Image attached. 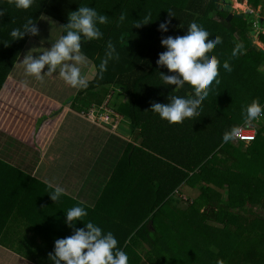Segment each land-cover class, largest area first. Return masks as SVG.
<instances>
[{"label":"trees","instance_id":"trees-1","mask_svg":"<svg viewBox=\"0 0 264 264\" xmlns=\"http://www.w3.org/2000/svg\"><path fill=\"white\" fill-rule=\"evenodd\" d=\"M247 2L253 10L264 6V0ZM81 4L105 14L111 28L102 29L107 37L101 51H86L83 44L82 52L93 60L95 74L86 78V88L77 89L65 102L83 117L104 104L127 120L135 132L134 141L140 140L131 143V153L128 155L129 149L114 165L93 207L85 208L88 215L83 220L111 231L117 247L127 253L128 264H264V118L249 124L256 131L251 143L223 140L225 132L245 125L241 116L244 105L254 98L264 104V55L250 49L246 38L252 27L244 16L225 21V14L212 0H34L27 10L0 0V89L28 36L11 41L9 31L29 16L36 22L41 13L64 25L68 12ZM168 10L174 17L169 18L168 31L161 33L157 25ZM144 15H150L153 22L132 27ZM193 20L210 35L221 37V43L209 51L221 63L228 60L231 71L218 65L219 83L210 85L201 111L169 124L149 110L150 104L167 102V95L193 92L187 83L179 89L163 85L158 72L167 69L155 63L164 50L159 41L168 35H183ZM119 33L124 35L119 38ZM108 41L119 58L109 60L103 75L98 76L96 65L104 57ZM236 44L241 49L231 57ZM96 88L103 90L104 102L94 103ZM114 95L115 102L111 101ZM181 187L196 193L186 207L178 209L174 193ZM6 199L10 198L0 199V208ZM71 202L70 207L80 205ZM28 206L24 204L21 212L14 210V218L19 215L16 225L1 221L5 234L0 240L6 257L50 264L47 254L54 240L70 235L71 230L61 218L49 224L55 226V233L35 230L37 223L29 218L34 210ZM76 227L82 224L77 222ZM36 237L41 241L37 246Z\"/></svg>","mask_w":264,"mask_h":264},{"label":"crops","instance_id":"crops-1","mask_svg":"<svg viewBox=\"0 0 264 264\" xmlns=\"http://www.w3.org/2000/svg\"><path fill=\"white\" fill-rule=\"evenodd\" d=\"M235 2L240 3L238 0ZM234 11L243 13L242 10L236 8ZM247 11L257 14L254 18L255 31L258 33L256 40L260 45H264L260 40L264 30H257L263 27L258 21L260 8H256L255 11L253 10L254 12L250 9ZM41 15L48 19H39ZM43 22L52 27L57 38L63 33V29L58 28L62 26L59 21L53 20L43 13L39 15L35 22L39 30L38 35L27 36L7 75L15 81L14 87L21 91L11 99V94L5 98L0 97V199L10 198L6 199L0 208V237L5 234V227L1 226V221L16 225L19 222L18 219L16 220L19 215L14 218V210L17 209L21 212L24 204H29L28 207L34 210L29 218L32 222L37 223L35 230H52L54 233L57 229L55 226L50 228L49 224L56 220L59 221L60 218L63 221V212L70 208L71 201L80 203L86 209L92 208L101 189L109 180L114 165L123 158L129 149L128 155L131 153L133 149L130 146L131 143L140 142L139 139L134 141L135 135L129 129L128 123L124 125L122 119H115L112 116L113 120L111 121L116 124L113 128L103 124L97 118L96 121L88 119L73 111L70 103L65 102L68 96H63L62 92L55 90L54 81L60 79L55 73L46 75L42 80L37 81L23 75L21 70L18 71V66L22 65L17 63L23 56L27 45L31 43L34 48L38 47L44 28ZM104 24L107 25V23ZM104 24L98 25L101 32L103 28H111ZM106 34H104L105 38ZM104 37L102 35L99 39L82 42L81 51L83 44V49L85 48L86 51H101L104 48ZM88 60L89 63L84 66L82 74L85 79L92 78L95 74L93 60L89 58ZM48 82L53 83V87ZM63 84L64 90L69 89L72 93L76 90ZM93 92L92 99L97 104L103 99L104 92L102 89L99 91L98 88ZM99 107L94 110L96 115H99L97 113ZM12 145H25L37 155L36 160L33 161L36 170L34 174L28 172V169H18L17 167V170L13 169L17 166H14L13 163L19 159V149L12 148ZM38 158L39 162H37ZM18 170H24L22 171L23 178L16 175L15 172ZM84 183L87 186L85 185L84 190L80 193ZM56 185L63 187L65 192L58 201L53 202L47 193ZM91 190L94 191L92 198H90ZM35 194L37 196L32 197ZM30 197L33 199L24 200ZM9 203L10 205L7 207ZM36 240L38 243L39 238L36 237ZM4 247L0 240V264H8V261L9 264H13L11 262L13 257H6L7 251L4 250ZM17 262L37 264L31 260H26V263L24 261Z\"/></svg>","mask_w":264,"mask_h":264},{"label":"clouds","instance_id":"clouds-1","mask_svg":"<svg viewBox=\"0 0 264 264\" xmlns=\"http://www.w3.org/2000/svg\"><path fill=\"white\" fill-rule=\"evenodd\" d=\"M33 2L34 0H9L12 7L19 10L29 9ZM171 17H174V14L168 10L166 18L157 25L159 32L168 31ZM39 19L47 20L48 17L41 15ZM107 20L108 17L98 13L94 7L81 4L76 10L68 12L67 23L58 27L63 29V33L51 42L49 47L29 49L17 64L22 65L26 77L37 81L55 73L69 87L86 88L88 81L82 75V69L89 60L81 51V44L101 38L103 34L98 25L106 23ZM151 22L153 21L150 15H144L136 20L132 27ZM38 32L35 21L29 16L22 25L13 27L8 35L11 41H15L24 38L26 34L37 36ZM159 43L164 50L158 53L155 63L157 67L167 69V72H158L163 85L179 89L187 83L192 86L193 94L167 95V102H153L149 110L161 120L176 124L201 111V101L208 97L210 85L214 81L219 83L216 79L218 65L225 71H231V66L228 60L221 63L209 51L221 43V37L210 35L208 30L195 20L188 23L183 35H168L161 38ZM35 49L39 51H34ZM240 49L241 45L236 44L231 51V57H235ZM118 58L115 47L108 41L104 57L96 65V74L102 76L109 60ZM241 116L245 124L264 118V104L256 98L252 99L242 107ZM237 132L238 127L234 126L225 132L223 140L228 141ZM64 192L63 187L56 185L47 195L55 202ZM63 215V224L71 230V234L54 240L53 248L47 254L50 264H128L127 253L117 247V240L111 231H102L101 227L91 220H83L88 215L84 207L74 205L63 212ZM77 222L81 223L82 227H76Z\"/></svg>","mask_w":264,"mask_h":264},{"label":"rangeland","instance_id":"rangeland-1","mask_svg":"<svg viewBox=\"0 0 264 264\" xmlns=\"http://www.w3.org/2000/svg\"><path fill=\"white\" fill-rule=\"evenodd\" d=\"M239 1V0H238ZM246 4V5H245ZM234 8H236L237 10H242V12H243V16H244V19H246V20H244L245 21V23L247 24V26H249V27H252L253 29H256L255 28V21H254V18H255V16L257 15H255V14H251L249 11H247L248 9H250L252 12H254L253 11V7L250 5V4H248V2H246L245 3V0H242L241 1V3H237V2H235L234 3ZM236 12V11H235ZM217 15L216 14H213L212 15V18H214V19H217ZM234 18V17H233ZM233 21L234 22H239L240 23V25L242 26L243 24L245 25V23L242 21V20H234L233 19ZM43 24H44V28H43V32L41 33V35H40V37H41V39H40V42H39V45H38V47L37 48H40V47H43V48H47V47H49L50 46V43L51 42H53V41H55V39H57V34H56V32L52 29V27H50V26H48L45 22H43ZM110 25V23L108 22V24L106 25V24H104V26H109ZM263 27L262 28H264V23H263V25H262ZM122 35H124L123 33H119V38H121V36ZM264 38H263V36H261L260 37V40L261 41H264L263 40ZM34 40V39H33ZM126 43V41L124 40L123 42H122V44H125ZM30 48H34V46H31V43L30 44H28L27 45V47H26V49L24 50L25 52H24V54L30 49ZM34 51H39V49H35ZM23 54V55H24ZM37 53H34V55H36ZM21 57V56H20ZM20 57H19V59H20ZM23 58V56L21 57V59ZM15 68V67H14ZM20 70H21V73L24 75V73H23V67L22 66H18V71L20 72ZM84 73V70L82 69V74ZM11 75V74H10ZM55 83H54V87H55V90L57 91V92H62V94H63V96H69L70 98H72L73 97V93H76V90H74L73 91V93L71 92V91H69V89L68 90H64V88H63V86H62V84L64 83L61 79H57V80H55L54 81ZM14 83V84H13ZM51 86L53 85V83H51V82H48ZM65 84V83H64ZM63 84V85H64ZM15 86V81L14 80H12V78H11V76H6V79L4 80V82H3V84H2V86H1V89H0V97H8L9 96V94H11V97H10V99L13 97V96H15L16 95V93L17 92H20L21 91V89H17V88H15L14 87ZM53 87V86H52ZM49 89V88H48ZM50 90V89H49ZM59 90V91H58ZM115 99H116V95H114V97H113V99L111 100V101H114L115 102ZM82 117H83V115H82ZM84 117L85 118H87V116L84 114ZM102 119L103 120H105L103 117H102ZM92 120H95L96 121V117H92ZM122 122H124V125H126L127 123H128V121L126 120L125 121V119H122ZM126 122V123H125ZM120 126H122V125H120ZM134 135H135V132L133 133ZM10 138V137H9ZM13 139H16V138H13ZM27 142V141H26ZM28 143V142H27ZM12 148H15V149H19V159L17 160V164L16 163H13V165L15 166V165H17V166H15V168H13L14 170H17V168L18 169H28V172H32L33 174L35 173V169H34V166H33V161H35L36 160V158H37V155L36 154H34L31 150H29L28 148H27V146H25V145H12ZM129 152V151H128ZM69 155V154H68ZM64 156H65V153H64ZM40 158V157H39ZM39 158L37 159V162H39ZM31 162H32V164H31ZM31 164V166L29 167V165ZM17 167V168H16ZM29 167V168H28ZM22 171H24V170H18L17 172H15L16 173V175L17 176H20L21 178H23V172ZM26 173V172H25ZM31 173V174H32ZM30 174V173H29ZM8 175V174H7ZM30 177V176H29ZM85 185L87 186V184L86 183H84V185L82 186V190H81V192L80 193H82V191L84 190V187H85ZM176 191V190H175ZM196 193V191L193 189V190H191V189H188V188H186V187H181L180 188V190H179V192H177V193H174V196H175V198L177 199V204H178V209H179V207L180 208H183V207H186L187 206V201H188V199L189 198H192V195H194ZM94 194V191L93 190H91V197L90 198H92V195ZM23 238V235L22 234H20V236H19V239L21 240ZM40 242L41 241H39L37 244H36V246L38 245V244H40ZM10 254H12L10 251H8ZM8 254V253H7ZM144 260V259H143ZM14 261V262H13ZM16 261H18V260H16ZM16 261L15 260H11V262L12 263H16ZM20 262V261H19ZM24 263H26V262H24ZM8 264H9V261H8ZM27 264V263H26ZM28 264H31V263H28Z\"/></svg>","mask_w":264,"mask_h":264},{"label":"water","instance_id":"water-1","mask_svg":"<svg viewBox=\"0 0 264 264\" xmlns=\"http://www.w3.org/2000/svg\"><path fill=\"white\" fill-rule=\"evenodd\" d=\"M242 0H239L241 3ZM248 0H245V3ZM213 4L216 6V8L225 14V21L231 20L233 17L241 19L243 17V13H238L234 11L233 4L235 3L234 0H212ZM258 21L260 23H264V6L260 8ZM258 33L255 31V29H250L246 32L247 42L250 49L257 51L264 55V45H260V43L257 42L256 37Z\"/></svg>","mask_w":264,"mask_h":264},{"label":"built area","instance_id":"built-area-1","mask_svg":"<svg viewBox=\"0 0 264 264\" xmlns=\"http://www.w3.org/2000/svg\"><path fill=\"white\" fill-rule=\"evenodd\" d=\"M99 115L94 113V109H91L87 114L84 113L88 119H92V117H96L99 121H101L105 125H110L111 127H115L116 124L112 123L111 117L114 116L115 119H120L119 116L115 115L111 110H109L104 104L100 105L98 112ZM102 117L105 119L103 120ZM256 135L255 129L249 125L245 124L238 127V132L233 135L230 140L234 143L242 142L244 144L251 143Z\"/></svg>","mask_w":264,"mask_h":264},{"label":"flooded vegetation","instance_id":"flooded-vegetation-1","mask_svg":"<svg viewBox=\"0 0 264 264\" xmlns=\"http://www.w3.org/2000/svg\"><path fill=\"white\" fill-rule=\"evenodd\" d=\"M261 35H263V36H264V33H262Z\"/></svg>","mask_w":264,"mask_h":264},{"label":"bare ground","instance_id":"bare-ground-1","mask_svg":"<svg viewBox=\"0 0 264 264\" xmlns=\"http://www.w3.org/2000/svg\"><path fill=\"white\" fill-rule=\"evenodd\" d=\"M235 1V0H234ZM233 6H234V4H233Z\"/></svg>","mask_w":264,"mask_h":264}]
</instances>
